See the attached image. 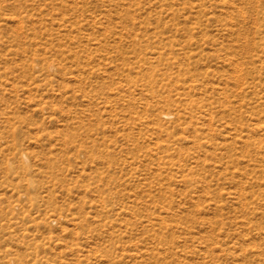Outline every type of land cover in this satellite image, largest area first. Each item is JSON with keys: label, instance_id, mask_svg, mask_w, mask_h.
Listing matches in <instances>:
<instances>
[{"label": "rangeland", "instance_id": "374dc122", "mask_svg": "<svg viewBox=\"0 0 264 264\" xmlns=\"http://www.w3.org/2000/svg\"><path fill=\"white\" fill-rule=\"evenodd\" d=\"M0 264H264V0H0Z\"/></svg>", "mask_w": 264, "mask_h": 264}]
</instances>
